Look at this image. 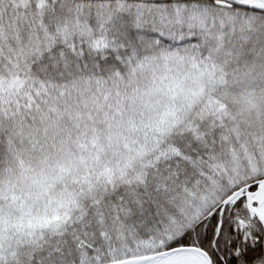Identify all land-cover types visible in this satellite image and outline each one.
Wrapping results in <instances>:
<instances>
[{"label": "snow or ice", "instance_id": "snow-or-ice-1", "mask_svg": "<svg viewBox=\"0 0 264 264\" xmlns=\"http://www.w3.org/2000/svg\"><path fill=\"white\" fill-rule=\"evenodd\" d=\"M0 264H264V0H0Z\"/></svg>", "mask_w": 264, "mask_h": 264}]
</instances>
